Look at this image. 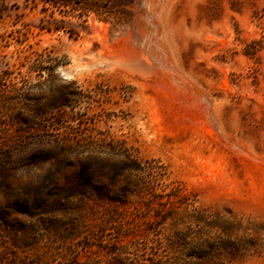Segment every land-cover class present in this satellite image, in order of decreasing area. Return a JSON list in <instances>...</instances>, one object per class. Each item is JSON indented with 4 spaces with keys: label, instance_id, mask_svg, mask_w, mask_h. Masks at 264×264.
Here are the masks:
<instances>
[{
    "label": "rangeland",
    "instance_id": "rangeland-1",
    "mask_svg": "<svg viewBox=\"0 0 264 264\" xmlns=\"http://www.w3.org/2000/svg\"><path fill=\"white\" fill-rule=\"evenodd\" d=\"M0 264H264V0H0Z\"/></svg>",
    "mask_w": 264,
    "mask_h": 264
},
{
    "label": "trees",
    "instance_id": "trees-1",
    "mask_svg": "<svg viewBox=\"0 0 264 264\" xmlns=\"http://www.w3.org/2000/svg\"><path fill=\"white\" fill-rule=\"evenodd\" d=\"M67 2H63V4L65 5ZM68 4V3H67ZM66 4V5H67ZM87 11H93L92 10V8H87ZM121 193H122V195H123V197L125 198L126 196H130V195H132V191H131V189L130 190H128V188H123V189H121Z\"/></svg>",
    "mask_w": 264,
    "mask_h": 264
}]
</instances>
